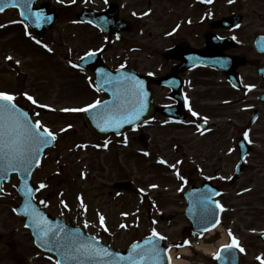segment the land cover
Returning <instances> with one entry per match:
<instances>
[{
	"label": "rangeland",
	"instance_id": "rangeland-1",
	"mask_svg": "<svg viewBox=\"0 0 264 264\" xmlns=\"http://www.w3.org/2000/svg\"><path fill=\"white\" fill-rule=\"evenodd\" d=\"M248 6V21L256 19L253 11L264 14V4L259 0H248ZM73 10L78 9L74 7ZM64 12L44 40L36 39L29 28L20 24L16 11L0 15V92L14 95L18 104L32 113L35 121L50 128L59 139L57 147L47 153L35 175L36 185L45 183L48 186L38 200L44 201V207L54 216L82 227L89 235L115 249L124 250L155 231L165 237L177 255V244L196 242L183 213L180 185L176 181L179 179L177 159L180 158L181 134L175 126L156 118L142 130L148 135L145 143L139 141L138 134L128 137L133 133L129 131L119 142L102 144L87 127L82 113L63 111L87 107L95 99L90 90L89 94L85 93L81 74L71 71L68 66V58L72 57L70 51H75L78 57L81 50L85 52L88 41L83 26H67L68 14ZM259 22L257 19V24ZM29 34L30 38L27 37ZM25 93L46 107L32 104ZM261 109L262 120L254 132L263 133L264 106ZM214 123L216 131L227 130L228 121L215 120ZM218 134L216 141L222 140V135ZM186 140L191 141L190 136ZM260 144L255 147L258 155L250 156L248 162L261 165V168L248 171L247 179L253 180L252 188L258 194L254 197L255 205L264 211V146ZM83 145H86L84 149L79 147ZM198 152L206 153L202 149ZM230 159L234 164L238 156L232 154ZM161 160L165 163L161 164ZM18 186L14 177L4 186L0 197V264H57L54 257L35 247L24 221L15 215L14 209L21 202ZM101 216L104 217L103 224ZM161 216L165 217L163 221ZM169 217L173 218L170 222ZM247 225L255 227L254 235L248 233L247 236L260 244L258 237L264 233V224L248 219ZM248 242L251 241L248 239ZM210 243L211 240L206 241V244ZM189 256V264L208 263L194 250ZM248 261L250 263L252 257Z\"/></svg>",
	"mask_w": 264,
	"mask_h": 264
},
{
	"label": "flooded vegetation",
	"instance_id": "flooded-vegetation-1",
	"mask_svg": "<svg viewBox=\"0 0 264 264\" xmlns=\"http://www.w3.org/2000/svg\"><path fill=\"white\" fill-rule=\"evenodd\" d=\"M259 1L264 4V0ZM75 2L71 6L78 9L76 12L71 6L65 8V14H68L66 24L83 26L88 41L78 60L89 53H100L84 63L85 71L73 68L81 74L84 90L88 91L90 79L95 82V71L102 65L113 71L135 70L157 78L176 74L168 79L173 87L151 85L156 107L152 120L160 117L174 125L181 134V147L188 150L182 156L181 198L184 199L191 188H205L197 191L198 195L206 192L209 196L218 194L217 203L222 206L225 232L231 233L229 237H235L240 247L251 249L244 239V234L254 229V225H247L248 219H255L263 225L264 211L255 205L254 197L258 195L251 189L253 180L247 179V172L260 170L261 165L246 164L237 176L238 165H233L230 157L235 153L239 155L241 140L247 142L250 155H258L255 147L260 143L264 146L263 133L252 131L258 124L249 127L247 122L264 105L261 102L264 79L259 73L264 68V55L258 52L256 44L263 38L261 43L264 46V14L253 11L256 19L248 21V0L231 3L229 0H211L210 3L207 0ZM44 3H52V0H40L37 7ZM81 11L99 18V24L111 20V24H126L128 29L109 37L87 21H77ZM257 19L260 20L258 24ZM223 21L225 24L221 26ZM70 56L67 62L72 71V65L79 61H74L77 57L75 51H70ZM202 61L211 66L201 64ZM214 66L235 74L240 83L238 88L229 82L224 70ZM164 108L181 109V120L163 117ZM215 120L228 121L227 130L216 131ZM139 130L135 132L142 134ZM217 133L222 135V140L216 141ZM187 136L191 141L186 140ZM198 149L206 153L198 152ZM256 251L257 258L264 257V249L256 248ZM253 264H260V260Z\"/></svg>",
	"mask_w": 264,
	"mask_h": 264
},
{
	"label": "snow or ice",
	"instance_id": "snow-or-ice-1",
	"mask_svg": "<svg viewBox=\"0 0 264 264\" xmlns=\"http://www.w3.org/2000/svg\"><path fill=\"white\" fill-rule=\"evenodd\" d=\"M105 2H107V0H105ZM207 2L210 3L211 0H207ZM229 2H234V0H229ZM13 6H16L15 3H13ZM21 14L23 15V13ZM35 15L37 18H39L40 14L36 13ZM36 43L39 44L40 41H36ZM48 51H51V49H48ZM88 55L93 56L95 53H89ZM8 59L12 60V57H8ZM72 67L76 68L77 65L73 64ZM137 84H139V82H137ZM141 91L142 85L137 89L131 90L134 97H138ZM24 95L29 101L32 102V104L36 105L37 107H46L44 105L38 104L37 101L27 93ZM15 100L16 97L14 95L0 92V160L4 162L5 169L7 171H20L24 173L25 176H27L30 174V170L34 165L38 166L42 149L51 141H55L56 135L50 128L43 125L39 120L33 123L30 120L28 114L26 112H22L17 107ZM93 110H99L94 118L100 121L116 123L118 126L124 122H132V112L128 109H125L123 105L114 109L108 102H105L102 105L99 100L88 105L87 107L63 109L65 112L79 113H91ZM143 110L144 106L143 102L141 101L139 109L134 111V118L139 119V116ZM189 111H191V109H189ZM36 115L38 116L39 113H36ZM192 115L197 116V113L192 112ZM67 130L68 129H63V131ZM144 155L149 154L144 153ZM159 162L161 164L165 163L163 160ZM177 176L179 179L184 180V178L180 176L179 173H177ZM184 182L187 183V181ZM46 187L48 186L44 183L39 185L40 189H45ZM25 188L27 189V184L25 185ZM26 195L31 196L30 191L26 192ZM40 203L43 204L44 201H41ZM81 203H83L82 198ZM217 206L222 207L220 205ZM65 207H67L66 204ZM26 208L29 209L27 214L33 216L34 222L37 224V227L40 228L41 239L44 240L45 243L52 242L58 244L60 248L67 249L73 258L80 256L105 257L112 255V253L107 249L97 248L93 244H86L82 242L78 243L71 239L64 241L60 240V237L54 233V230L48 224L46 218L40 216L36 212L35 208L32 207L31 203L27 204ZM100 222L103 224V216L100 217ZM85 226L87 227V224ZM121 227L124 228L126 225H121ZM105 231H107V228H105ZM229 235H231V233H229ZM152 237H155L156 239L153 240ZM152 237H149L146 242L147 244L151 245L150 249H144L142 245L133 244L132 252L129 254V256L127 258L121 257V259H127L130 261V264H139L137 257L144 256L146 252H150L152 254V258H155L160 252L159 245L156 243V241L164 240L165 237L155 231H153ZM226 248H239L240 252L245 251L243 247L239 246V241H237L235 237H233L232 243L227 245ZM216 259H220V257L217 256ZM258 259L260 260V264H264V257H258Z\"/></svg>",
	"mask_w": 264,
	"mask_h": 264
},
{
	"label": "water",
	"instance_id": "water-1",
	"mask_svg": "<svg viewBox=\"0 0 264 264\" xmlns=\"http://www.w3.org/2000/svg\"><path fill=\"white\" fill-rule=\"evenodd\" d=\"M29 12L31 13L30 10ZM53 14L54 15H52L51 19L47 17L37 18L36 15L30 14V17L27 18V21L33 24L32 28L37 32L38 35L43 36L47 30L51 29L54 26L57 20L56 14L54 12ZM42 19L48 20L50 22H48L47 25L42 26L41 24V22H43ZM137 82H139V84H137ZM149 83H150V79H148L147 77L138 76L136 74L133 75V74L118 73L115 75H111L110 77L107 78L102 77L100 80L99 88L103 89L106 93L109 94L110 99L107 102L110 105H112L114 109L123 105L125 109L130 110L132 112V116H131L132 122L131 123L124 122L118 126L116 123H108V122L100 121L94 118L99 110H93V112L90 113V115L93 116H87L88 125L93 130V132L102 138H107L111 134L119 135L125 128L137 125L138 123L143 122L147 118H149L150 115L153 113V105H152L153 93L151 90H149ZM141 85H142V91L140 92L138 97H134L132 95L131 90L137 89ZM141 101L143 102L144 110L140 114L139 119H135L134 111L139 109ZM49 146L50 147L53 146L52 141L42 149L39 157V163L41 158L43 157L44 151ZM36 167L37 165H34L30 170V174L25 176V174L20 171H7L5 169L4 162L0 160V194H1V185L3 181H10L11 174L18 173L21 179V186L19 188V192L23 197V204L21 205V207L16 209V212L20 215L25 216V218L27 219L28 226L33 230V235L36 239V244L44 251L51 252L59 256L60 258L64 257L65 264H72L70 258H72L73 264H76V258H73L71 253L67 249L60 248L56 243H52V242L45 243L44 240L41 239L40 228L37 227V224L34 222L33 216L27 214L29 209L26 208V205L31 203L32 207L35 208L36 212L40 216L42 217L46 216L39 208H37V204L34 200L35 190L31 185V180ZM26 184H27V189L25 188ZM28 191H30L31 196L26 195V192ZM47 218L49 219V217ZM192 221L194 223V228L200 229L201 231H205L211 229L214 226L213 224L216 225L217 218L215 220V215H212L210 219H202V220L192 219ZM48 224L54 230V233L57 236H59L60 240L62 241L71 239V240H75L78 243L82 242L86 244L96 245L93 239L82 236L77 232V230H75V228L66 227L63 224L58 225L56 222L51 224L48 221ZM53 226L55 227L53 228ZM152 238L153 240L156 239L155 237ZM147 240L148 239L144 240L140 244L143 246L144 249L151 248V245L146 243ZM156 243L159 245L160 252L155 258H152V254L150 252H146L144 256L137 257V260L147 258L144 264H169L165 245H163L161 240L156 241ZM127 255H124L123 257L126 258ZM111 256H113V254ZM82 257L87 258L88 262L91 261V259L93 258L87 256H80L78 257V259H81Z\"/></svg>",
	"mask_w": 264,
	"mask_h": 264
},
{
	"label": "bare ground",
	"instance_id": "bare-ground-1",
	"mask_svg": "<svg viewBox=\"0 0 264 264\" xmlns=\"http://www.w3.org/2000/svg\"><path fill=\"white\" fill-rule=\"evenodd\" d=\"M220 230H221V228H220ZM209 235H211V236H213L214 235V233L213 232H211V233H209ZM210 237H208L207 239H209ZM224 245V244H226V239L224 238V240H222L221 242H219L218 243V245ZM219 245V246H220ZM217 247V246H216ZM216 247H211V246H206V247H203V249H199L200 251H203L206 255H212L213 253H214V251H216V249L218 248H216ZM190 252H189V250H186V251H181L180 252V254L181 255H184V256H188V255H190L189 254ZM171 262H172V264H188V262H186V261H181V260H179L178 258H176V257H174L173 256V254H171Z\"/></svg>",
	"mask_w": 264,
	"mask_h": 264
}]
</instances>
